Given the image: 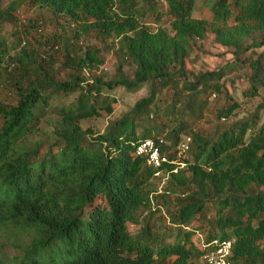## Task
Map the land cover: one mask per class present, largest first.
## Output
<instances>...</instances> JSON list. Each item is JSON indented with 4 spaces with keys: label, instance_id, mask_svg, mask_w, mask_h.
<instances>
[{
    "label": "trees",
    "instance_id": "1",
    "mask_svg": "<svg viewBox=\"0 0 264 264\" xmlns=\"http://www.w3.org/2000/svg\"><path fill=\"white\" fill-rule=\"evenodd\" d=\"M1 1L18 49L0 36V264H208L213 241L230 244L226 264H264V98L232 120L239 104L221 83L245 69L242 95L264 97V0H211L209 20L191 17L197 0ZM25 3L73 29L50 39L19 27ZM208 35L232 61L194 75ZM145 86L102 133L82 128L112 115L116 90ZM52 116L49 137L31 142ZM157 138L168 161L158 178L135 155Z\"/></svg>",
    "mask_w": 264,
    "mask_h": 264
},
{
    "label": "rangeland",
    "instance_id": "2",
    "mask_svg": "<svg viewBox=\"0 0 264 264\" xmlns=\"http://www.w3.org/2000/svg\"><path fill=\"white\" fill-rule=\"evenodd\" d=\"M9 0L1 1V8L7 6ZM211 0H197L195 7L191 13V17L195 19H205L209 20L211 17L210 5ZM159 14L164 13V8H159ZM16 21H19V27L24 26L27 31L36 30L42 38H56L63 31L71 32L73 29V22L60 16L56 19L51 16V14L45 9L32 8L29 4L25 3L21 6L18 13H15ZM157 27H163L170 31V19L163 15ZM14 29L11 25L6 24L0 27V36L2 39L7 41V46L9 47V52L11 55L17 53L18 45L16 43L17 36L13 34ZM20 38H23L22 29L20 30ZM24 40V39H23ZM88 42V41H87ZM89 44H94L98 47V43L94 41H89ZM198 51L193 50L190 57L192 73L203 74L205 72L217 71L218 69L224 68L231 63L232 56L227 53L225 49L215 44L213 37L211 35L207 36V39L203 42H198ZM57 62L61 59L60 56H56ZM104 65L99 68V71L103 73L105 79L111 78L115 74V69L117 67V61L115 57L109 53L104 54ZM245 69L239 70V72H231L229 75L221 80L224 83L227 91L233 94L235 100L239 104L238 110L232 115V120H240L243 118H248L255 113L257 106L262 102L263 95L244 97L242 95L245 90L249 88V83L242 77ZM129 78L132 77L130 69H125ZM246 73V72H245ZM148 95V88L145 86L141 90L135 93H128L122 89L116 90L112 96L116 100L114 110L109 117L94 118L81 123L83 129L90 128L93 132L102 133L104 131L107 122L115 120L122 116L127 110H129L138 100L146 97ZM166 105V102L162 108ZM58 118L55 116L48 117L40 127V129L30 136L31 142H43L48 137L52 131V127L57 122ZM264 122V114L260 115V124ZM203 122H198L197 127H203ZM164 182L161 181L160 184L156 183L158 188V193L161 191V186ZM158 184V185H157ZM132 234L136 233V228H129ZM195 240V239H193Z\"/></svg>",
    "mask_w": 264,
    "mask_h": 264
},
{
    "label": "built area",
    "instance_id": "3",
    "mask_svg": "<svg viewBox=\"0 0 264 264\" xmlns=\"http://www.w3.org/2000/svg\"><path fill=\"white\" fill-rule=\"evenodd\" d=\"M163 143L161 138L157 139H146L140 142L135 148V155L138 157H143L146 159L147 165L150 166L154 171V177H162L161 167L163 164L167 163V158L161 154L160 147ZM181 151L184 152L187 150V146L182 144L180 147ZM166 180V177H163L162 182ZM213 246L216 249L215 252L210 253L206 256V261L208 264H226V257L228 255V250L230 244L222 243L219 244L217 241H213Z\"/></svg>",
    "mask_w": 264,
    "mask_h": 264
}]
</instances>
